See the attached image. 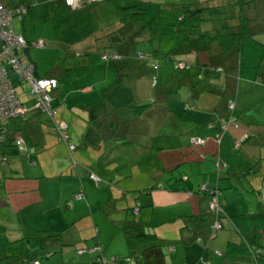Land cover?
Masks as SVG:
<instances>
[{
  "label": "crops",
  "instance_id": "1",
  "mask_svg": "<svg viewBox=\"0 0 264 264\" xmlns=\"http://www.w3.org/2000/svg\"><path fill=\"white\" fill-rule=\"evenodd\" d=\"M3 1L8 5H15L19 1L27 4L29 13L25 15L22 25L20 28L14 27L13 22V27L17 33L23 35L29 42L28 54L35 62L31 48L41 46L35 44L34 33L28 25L38 16V7L55 4L50 2L51 0ZM58 1L64 7H67L62 3V0ZM239 1L244 3L243 12L251 20L253 38H245L242 41L237 55L223 59L221 55H217L218 49L214 46L215 44L211 50L203 46L186 54L180 52L177 54L180 60L189 61L193 66L191 70L184 72V75L179 77L178 82L184 90L181 96L196 97V100L193 101L196 104L194 107L190 105L189 101L185 104L176 103L171 105L170 109H167L170 112L168 117L160 120L156 125H148V129H146L144 125L142 126L144 121H146V107L135 111V113L125 109L126 111L122 113L114 108L126 104H119L116 98L109 101L108 95H104L107 89H103L101 96L96 101H85L82 104L84 107L82 108L83 114L76 117L78 123L76 121L73 122L75 125L80 124L78 136L75 139L71 137V125L68 121L61 115L57 117V111L55 116L56 109L53 101V116L47 113L41 114L29 108L25 117L20 115L13 116L12 119L0 118V122H2L0 125L2 132L0 135V244L5 250L4 254L0 255V264H12L10 260H14L15 264H23V262L27 264L28 261L38 260L42 264L38 258L34 257L35 255H31V250L29 249L31 244L27 238L37 232L40 233L42 241L36 240V242L32 243L38 244L39 247H47L45 245L46 241L61 237L64 232L70 231L69 236L72 238L77 232L75 228L77 226L75 221L76 214L74 211L77 208L84 211V207L87 204L85 199L89 206L92 200L96 199L95 188L99 186L101 178L105 180L104 184L110 181L111 185L114 184V181L108 179L112 178L113 180L116 179L120 184L122 181H126L129 184V188L131 185V189H124V191H131L127 194V197L133 199L131 208L137 212L135 214H138V216H134L132 219L125 216L123 219L125 222L136 219L144 223L145 218L149 217L148 212L147 214L142 213L145 206L155 207L163 205L165 204V198H171L175 194L179 195L174 200L178 203L183 202L186 204V209L181 211L182 213L176 221V226L179 224L177 228L183 227V229H176L180 234L177 242L181 241L182 244H189L191 239L194 242L196 239L194 235L207 239L210 233V219L207 220L205 225L202 223L196 225L190 218L192 215L208 213V197L206 194L198 192L200 184L209 185V187L218 185L221 190L220 200L225 212H227V207L230 204H233L234 208L237 206L235 213L240 210L238 204L234 203V201H237V191L244 190L247 192V188H251L263 198V191L259 189H264V163L259 161L263 158L261 155L252 166L242 163L241 166L235 165L234 167L227 163L226 170L221 172H219V166L215 161L217 156L220 158L224 155L225 147L230 144V140L238 138V134L229 132L231 125H228V131L225 134L223 132L220 139L218 137L221 130L220 121L230 113L227 106L228 98L232 97L234 99L232 113L237 114V117L233 115V118L238 124L239 132L242 130V123L239 121L241 118L239 108L242 103L239 102L235 89L241 88L243 82L264 87V0ZM108 2L109 0H104L103 2L87 4L86 7L72 8L73 13H64L63 20L64 22L68 21L70 29L77 30L74 28L78 27L80 29L79 27H84L88 24V21H93L95 18L103 17L106 19V12L109 10L103 4ZM127 2V0H115L113 9L118 11L120 15L127 13L128 10L120 8L127 6ZM214 2L220 3V0ZM230 8L233 9V6ZM33 13L34 17L30 18ZM26 20L28 21L25 23ZM119 20V23L123 21L120 17ZM237 21L238 19H234L231 23H236ZM79 24L80 26H78ZM81 29L84 31L83 28ZM86 39V37L81 35L77 41L78 43H85ZM68 41L71 42L69 39ZM201 45H203L202 41L196 44L197 47H201ZM244 45H246L245 59L241 51ZM97 47L100 48L96 42ZM81 53L79 54L81 55ZM150 56L155 58L152 54ZM113 61L117 70H115V81L110 88L114 92L119 88L117 85L118 66L123 61ZM136 61L137 63L135 60L134 63L137 65L141 64V61L137 60V58ZM251 61L252 63L247 65L250 66V74L245 77L244 69L246 64ZM203 64H211L222 68V72H224L223 74L220 72L224 82L222 88L210 87L207 84L204 85L203 89H206L208 93H201L202 89L193 80L196 81L199 78V74L203 71ZM35 69L36 73L41 75L36 62ZM144 69H146V66L140 68L138 73L143 72ZM87 71L91 70L88 69ZM106 72L109 73L110 71L107 70ZM148 72L150 73L149 70ZM124 74L125 81L129 80L130 82L129 86L136 83L132 74ZM202 78L204 79L205 77L202 76ZM215 80L217 79L211 81L207 79L206 81L214 84ZM109 82V79L99 80L83 86L82 90L89 92L94 88L93 86L109 84ZM58 89L55 90L56 92L54 91V97ZM223 91H226L227 94L222 99L218 93L223 96ZM167 93L162 90L157 92L155 96L165 99L167 98ZM134 103L137 105L147 104L141 103L137 99L127 104ZM42 115H46V117H42ZM84 118H86L85 122ZM57 120H65L68 123V142H65L58 134L56 130ZM10 123L13 125L9 127ZM252 123L253 125L250 124L251 127H249L251 132L264 131V128H255L256 124L253 121ZM166 125L172 127V132L165 133ZM19 137L24 139L28 149H30L27 154L21 155L18 153L15 139ZM170 138H173V140L166 142V139ZM196 138H201V141L195 142ZM217 141H221V143L218 144ZM69 143L75 144L74 150L69 149ZM254 147H258V145ZM146 153L147 155H144ZM134 158H137V160L133 164ZM141 158H151V163L155 162L157 164H142L141 162L144 160H140ZM115 161L122 162L123 165L119 169H114L112 165ZM166 163L172 164V166L166 169ZM256 164L257 167H254ZM32 165H37L34 170ZM107 166L109 167L107 168ZM250 167H254V169L249 170ZM177 168H182L184 174L181 175V171L180 174L175 175L174 171ZM171 171L173 173L169 174ZM137 182L141 186L145 185L140 187L136 184ZM256 188L260 191H257ZM78 193H82L83 196L81 198L77 197ZM143 195L152 196V198H147L149 203L143 200ZM229 213L231 214L230 211ZM82 216L85 215H80V217ZM236 217L237 215L235 214H226L224 223L231 226L229 220L235 222L234 219ZM262 217L264 218V216ZM93 218L96 220L94 216ZM57 221L60 222L58 226L61 227L55 228L53 226H55L54 223ZM236 224L235 228L237 231H232L228 227L224 228L220 234L226 249L229 242L245 241L246 237L247 239L251 238L253 242H257L256 236L260 229L243 222ZM64 228H66V231L62 232ZM79 228L83 230L87 227L80 226ZM112 228L113 230H118L123 227L112 226ZM13 242H17L18 250L10 245ZM253 242L251 243L252 246L255 245ZM125 243L129 244L127 240H125ZM98 244L101 243L97 242L96 246H99ZM6 245H10L12 249L10 252L5 249ZM92 248L96 249V247ZM103 248L105 247L103 246ZM217 251L220 253L219 249ZM11 253L15 257H10L12 256ZM209 253L206 260L211 264H255L248 254V256L239 254L218 256L214 251ZM114 254L119 257L117 253ZM65 264L70 263L65 262Z\"/></svg>",
  "mask_w": 264,
  "mask_h": 264
},
{
  "label": "rangeland",
  "instance_id": "2",
  "mask_svg": "<svg viewBox=\"0 0 264 264\" xmlns=\"http://www.w3.org/2000/svg\"><path fill=\"white\" fill-rule=\"evenodd\" d=\"M1 1L4 3V5L10 8L16 6V4L8 5L3 0ZM133 1L134 3L138 4V7L128 9L127 13H123L122 15L113 9V4H103V6L109 10L106 12V19L103 17L95 18L93 21H88V24L84 27H79L80 29L75 27L74 29L77 30H73L69 28L68 21L64 22L63 20L64 13H73L72 8L66 5L64 0H62V3L67 7H64L61 3H59L58 0H51L50 2L55 5H42L38 7V16L28 25L32 29L31 31L34 33L35 37H33V39H35L36 42H43L41 47L31 48L32 55L35 62L37 63L39 73L44 76L49 75L58 78V92L57 94L55 93V97L54 92L52 93V101L56 109L55 116L57 111V117L61 115L65 120L68 121V123L71 125L70 134L73 139L78 136V129L80 125H75L73 122L76 121V117H79V115L83 114L82 108L84 107L82 104L85 101H96V99L101 96L103 89H107L104 95H108L109 101L116 98L119 104H127L132 102V100L137 99L141 103H147L145 104V107L147 108V114L145 115L146 121H144L142 124V126L144 125V128L146 129H148V125H156L160 120L168 117L170 112L167 109H170L171 105L176 103L185 104L189 101L192 107L196 106V104H194L195 102H193L196 100V97L193 98L194 96H191L192 98H188L190 97L188 95L181 96L184 90L178 80L180 76L184 75L186 70H179L175 68V64L172 60L162 61L158 69L154 70V72L153 68L149 65L146 66L144 61H141V64L137 65V61L135 60L136 63H134L133 66L130 65L125 71L129 69L127 72H132L134 70L137 72L140 71V68L146 66V69L139 73L137 77L132 75V77H134L133 80L136 81V83L129 86V80L125 81V78L123 77L119 88H117L114 92L110 88L115 81V70H117V68H115L116 66L114 65L113 59L105 60L102 58V54L112 53L114 50V47L111 46L109 41L110 36L115 34L114 32H111L112 30L118 28L121 23H127L128 26L124 28L127 30V32L131 31L132 35L137 32L139 33L138 36L134 38L135 41L133 45L136 51L151 52L154 49L159 50L160 56H164L167 55V53H171L177 46L178 39L176 33L174 32L173 23L183 12V4L203 0ZM225 1L228 2L230 0ZM132 11L140 12V19H132ZM28 13L29 8L27 12L23 14V17L15 18L14 27L17 26L20 28L25 15ZM33 17L34 13L30 18ZM119 17H122L124 22L119 23ZM153 19L156 20L155 23H153ZM27 21L28 20H26L25 23ZM227 21L229 22V19H227ZM145 22H151L150 24L153 23L152 31L154 33L150 32V25L145 26ZM78 26H80V24ZM81 28H83L84 31ZM79 34L80 36L82 35L83 37L87 38L85 43H78L77 39L80 38ZM111 38L116 39V37L113 36ZM68 39L71 40V42H69ZM126 39L128 38L126 37ZM96 42L100 48H96ZM245 50L246 45H244L241 49L244 59L246 58ZM80 52H82L81 55L79 54ZM247 52H249V50H247ZM250 63H252V61L248 62L244 69L245 77H248L250 74V66H247ZM192 68L193 66L189 70ZM88 69L91 71H87ZM107 70L110 72L107 73ZM154 73H157L158 77V86L156 87H153L151 83L152 75ZM223 73L224 72L221 74ZM221 74L216 73L214 77L211 78L210 76H206L204 73V79L200 77L197 78L196 81L193 80V82L198 84V87L202 89L201 93H208L206 89H203L205 87L204 85L208 84L210 87L213 86L222 88L224 82L222 81ZM108 79L110 80L109 84H99V86L97 84L96 86H93V89L95 90L92 89L89 92H84L82 90V87L89 83ZM207 79L208 81L214 79L217 80H215L214 84H210L206 81ZM254 81L256 82V80ZM178 88L180 89L178 90ZM162 90L168 92L166 94L167 98L165 99L155 96L157 92ZM93 91L95 92L90 93ZM235 92L239 102L242 103V106L239 108V111L241 112V118L239 121L242 123V130L238 132V124L236 121L228 122V125H231V130H229V132L232 134H238V138H233L232 141L230 140V144L225 147L226 150L224 155H222L220 158L218 156L216 157L217 160L215 161L217 162V165L219 160L220 166L224 167L222 171L226 170L227 163L229 165H233L234 167L235 165L241 166L242 163H247L252 166V164L255 163V160L260 158V155L263 158L259 161L264 163V131L256 133L251 132L249 128L251 127L250 124L253 125L252 121L256 124L255 128H264V87H261L258 84L256 86L253 83L248 84L243 82L241 88L237 90L235 89ZM222 93L223 96L220 93L218 94L220 98L223 99V97L225 98L227 92L223 91ZM28 94L29 93L27 92H23L20 94V96L25 97ZM229 115L230 114L228 113L226 117H229ZM234 115L237 117L236 113H234ZM42 117H46V115H42ZM10 119H12V117H10ZM84 119L85 122L86 118ZM58 121L60 120H57L56 122ZM76 122L78 123V121ZM1 124L2 122H0V125ZM12 125L10 123L9 127ZM227 131L228 129L220 132L218 134L219 139L221 134L223 132L225 134ZM169 132H172V127L166 125L165 133ZM169 140H173V138L166 139V142ZM217 142L218 144L221 143V141ZM257 145L258 147H254ZM144 155H147V153ZM147 158H141L140 160H144L141 163L157 164L155 162L151 163L152 159ZM136 160L137 158H134L133 164ZM257 164L254 167H257ZM122 165V162L115 161L112 167L114 169H119ZM36 166L37 165H32V169L34 170ZM165 166L166 169H168L169 166H172V164L166 163ZM108 167L109 166H107V168ZM254 167H250L249 170L254 169ZM181 171L182 168H177L174 171V174L178 175ZM171 173H173V171H171L169 174ZM181 173V175L184 174L183 171ZM253 174L255 175V173ZM108 179L114 181V184L111 185V181L104 184L105 180L101 178L98 184L99 186L95 188L96 199L92 200V206H89V203L85 199L87 204L86 207H84V211L79 208L74 211L76 214L75 221L77 222V226H75V228L77 232H75L76 234L72 238L69 236L70 231L64 232L66 231V228H64L62 231L64 234H62L61 237H56L52 241L48 240L46 241L47 243L44 242L46 243L45 245L47 247H39L38 244H32L36 242V240L42 241L40 238H38L40 233L37 232L35 235H30L27 238L28 242L31 244V246H29L31 255H35L34 257L38 258L42 264H65V262H69L70 264H99L96 262L99 255L103 254L105 256L104 259H108L114 253H117L119 258L117 262L110 261L109 264H133L134 260L140 261V256L137 257V255L133 253V249L140 251V248H138L139 245L136 242L129 243L128 245L126 243L124 244L126 240L125 230H113L112 228V226L123 227L125 222L123 219L125 216H128L130 219L134 218V216H138V214H135L137 212L133 211L131 208L133 199L127 197V194H129L131 191H124V189H131V185L129 188V184L126 181H122L120 184V182H117L116 179ZM136 184L140 187L145 185L143 184L141 186L138 182ZM259 189L263 191V198L260 197V194L258 195V192H255L251 188H247V192L244 190L237 191V201H234V203L238 204L240 210L235 213V208L237 206L234 208L233 204H230L229 207H227L231 214L237 215V217L234 219L235 222L229 220L231 226H228L224 223V227L217 230L218 232L215 237L209 235L207 236V239H205V237H198L194 235L196 239L194 242L191 241V239L189 244H182L181 241H179V243L177 242L180 234L178 231H176V229L181 228H177L179 224L176 226V221L178 217H180L182 213L181 211L186 209L185 203H178L174 200V198H177L179 195L175 194L172 195L171 198H165V204L163 205H157L155 207L145 206L142 213L147 214L148 212L149 217L145 218L146 220L144 223H146V225H156L155 231L157 235L160 238L165 239L167 242L175 245V249L171 253H168L167 247L165 246V257L163 264H196L203 255V252L206 248L207 254H210L209 252L214 251V253L218 256L225 255L227 250L224 240L220 237V234L224 228L228 227H230L232 231H237L235 228L237 226L236 223L241 222L244 224H251L256 229H260L258 230L256 236L257 243H253L257 245L259 242L260 244L264 245V218L262 217L264 216V189ZM257 191L260 190L257 189ZM148 197L152 198L150 195H143V200L146 201V203H149L147 199ZM220 202L222 204L221 200ZM67 209L72 210L71 208ZM228 210L227 212L224 211V213L231 215ZM80 215L85 216L80 217ZM93 216L96 220H94ZM122 221L124 222L121 223ZM58 223L60 222H55V226L53 227H61L58 226ZM80 226H85L87 228L81 230L79 228ZM97 242L101 243V245L105 247L104 250H100L98 248L93 252L89 251L92 247H96ZM10 245L14 249L18 250L17 242H13ZM10 245H6L5 248L9 252L12 250ZM164 245H167V243ZM218 249L220 250V253L219 251L216 252ZM4 252V247H2V244H0V255L4 254ZM258 252L261 253V250ZM11 255L12 256L10 257H15L13 253H11ZM246 256L248 255L246 254ZM249 257L252 260L254 259L251 255ZM253 261L255 264H264V256L259 257V260L254 259ZM10 262L15 264L14 260H10Z\"/></svg>",
  "mask_w": 264,
  "mask_h": 264
},
{
  "label": "trees",
  "instance_id": "3",
  "mask_svg": "<svg viewBox=\"0 0 264 264\" xmlns=\"http://www.w3.org/2000/svg\"><path fill=\"white\" fill-rule=\"evenodd\" d=\"M64 1L66 5L70 6L71 8L76 9V8L86 7L87 4H90V3L103 2L104 0H82L81 5H78V6H71L67 3L66 0ZM127 1H128L127 2L128 5L124 6V8L120 7L121 9L128 10L131 8L138 7V4L134 3L133 0H127ZM214 1L216 0H203V1L189 2V3L183 4L184 6L183 12L179 15V17L176 18V20L173 23L174 32L176 33L177 39H178L177 46L175 47V49H173L171 53H167V55H164V56H160L159 50H154V49L151 52L136 51L133 44L135 41L134 38L138 36L139 33L137 32L132 35L131 31L127 32V30L124 29L125 27L128 26L127 23H121V25H119L118 28H116L115 30H112L111 32L115 33L112 36L116 37V39H112L111 38L112 36H110L109 41L111 43V46L114 47V50L112 51V53H103L102 57L104 58V55H106L107 57L105 59L107 60L113 59V60H118V62L123 61L122 64L121 65L119 64L118 66V72H119L117 76L118 87L122 83V78L125 76L124 73H130L134 77H137L139 75L138 71L135 72V70L132 72H127L129 71V69L125 71L126 68H128L130 65L133 66L134 60H136V58L140 61H144L146 66L147 64L150 65L153 68V70L158 69L162 61L172 60L175 64V68L179 70H186L185 72H187L189 71L192 65L189 61L187 62V61L180 60V58L177 55L179 52L186 54V53L191 52V50L195 51L198 48H202L203 46L204 47L206 46L208 49L211 50L213 49V45L215 44L214 46H216L218 49L217 55H221L223 59H226L227 57H231L233 55H237L241 48L242 41L245 38H251V39L253 38V32H252L253 29L251 27V22H250L251 20L247 17L246 13L243 12L244 3L240 2L239 0H230L228 2L225 0H220V3H217ZM108 3L114 4V0H109ZM18 6L19 7L22 6L26 9V11L23 14L27 12L28 6L23 1H20L19 3L16 4V6L12 8H16ZM231 6H233V10L230 8ZM139 13L140 12L132 11V14H133L132 19H140ZM23 14H21L20 18L23 17ZM15 18H18V16H16ZM227 19H229V22L227 21ZM234 19H238V21L236 23H231L232 20ZM155 21L156 20L153 19V23H155ZM150 23L151 22H147V23L145 22V26L150 25L151 27L150 32L154 33L152 31L153 23L152 24ZM126 37L129 39V41L128 39H126ZM201 41L203 45H201V47H197L196 44ZM28 48H29V42L27 41V44L24 47L23 52L27 55L29 61L33 63L35 67V62L32 60V58L28 54ZM150 54L154 55L155 58L151 57ZM182 63L184 64L183 67L180 66V64ZM216 65H219V64H216ZM201 72L202 73L199 72L200 73L199 78L202 76L205 77V75L213 78L216 73L222 72V68L221 67L219 68V66L215 67V66H212L211 64H208V65H204L203 71ZM35 74L37 76H44V75H38L36 73V69H35ZM52 77L56 78L55 76H52ZM153 78H156L157 80L156 85H157L158 84L157 73H154L152 75V81H153ZM23 92L29 93L28 88L19 87V93L21 94ZM20 97L26 109V111L24 112L22 116L24 117L26 116V113L29 108L41 114L43 113L40 110L35 109L33 107L32 105L33 99L30 94H28L25 97L23 96H20ZM230 99H233V98L232 97L228 98V101ZM228 101H227V106H228ZM145 106L146 105L144 104H140V105L126 104V105L119 106L114 109L115 110L118 109L122 113L126 111L125 109H127V111L130 110L132 113H135V111L142 109ZM228 109L230 110V113H229L230 115L229 117H224L221 119L220 132L227 130L229 121H235L234 118L232 117L234 115L232 113L233 109H230L229 106H228ZM16 116H20V115H16ZM56 130L58 131L57 123H56ZM1 133L2 132L0 129V135ZM67 133H68V129H67ZM58 134L60 135L59 131H58ZM65 142H68V140ZM69 145H71V143H69ZM72 145H74V148L72 149L74 150L76 146L75 144H72ZM17 150L19 154L24 155V154H27L30 149H28L27 147V152L25 153H22L18 147H17ZM218 162H219L218 163L219 172H221L224 169V167L220 166L219 160ZM198 192L206 194L208 197V213L192 215L190 216V218L194 221V224L196 225H199V223H202L205 225L207 220L210 219L211 223H210L209 235L210 236L212 235V237H215L218 232L217 230L219 229H215L214 224L215 222H219L220 227L223 228L224 227V216L226 215L224 213L223 205L220 202L221 190L218 187V185H216L215 187H209V185L205 186V185L200 184ZM214 198H216L217 200V204L220 208L219 210H216V209L214 210L210 207V202ZM123 225L124 226L122 229L125 230V234H126L125 238L127 242L129 243L136 242L139 245L138 248H140V251L133 249V253L136 254L137 257L140 256V261L134 260L133 264H163L164 257H165V253H164L165 246L167 247L168 253L173 252L175 249V245L167 242L165 239H162L157 235L155 231L156 225L155 226L146 225L136 219L131 220V221H126ZM182 228L183 227H181V229ZM38 238L42 239V236L38 235ZM248 239L246 237L245 241L242 240L240 242H229L227 245L226 254L227 255L228 254H232V255L248 254L249 256L251 255L255 260L257 259L259 260V257L264 256V245L258 242L257 244L258 246L257 245L252 246L251 243L253 242V240L251 238H248ZM165 243H167V245H164ZM254 243H257V242H254ZM98 245H99L98 247L100 250H104L101 244H98ZM259 250H261V253L258 252ZM206 257H207V248L205 249L202 257L197 261L196 264H211L209 261L206 260ZM104 258L105 256L101 254L98 256L96 262H98L99 264H109L110 261L117 262L119 257L116 256L115 254H112L110 258L108 259H104ZM77 264H80V263H77Z\"/></svg>",
  "mask_w": 264,
  "mask_h": 264
},
{
  "label": "built area",
  "instance_id": "4",
  "mask_svg": "<svg viewBox=\"0 0 264 264\" xmlns=\"http://www.w3.org/2000/svg\"><path fill=\"white\" fill-rule=\"evenodd\" d=\"M66 1L71 6H78L82 3V0ZM25 11L26 9L22 6L10 8L0 1V118L4 119L16 115H23L26 111L20 97L19 87L28 88L29 94L33 99L32 105L35 109L51 116L54 114L52 93L58 87V79L52 76H37L35 74L34 64L29 61L27 55L23 52L27 41L23 35L15 32L13 29L15 17H20ZM35 44L42 46L43 42H36ZM106 57L107 56L104 55V58ZM180 66L183 67L184 64L182 63ZM156 83V78H153L152 85L155 86ZM228 106L230 109L234 108L233 99L228 101ZM57 128L61 138L67 141L69 137L67 133L68 123L64 120H60L57 123ZM200 141L201 138L195 139V142ZM16 145L22 153L27 152V147L23 138H16ZM69 148L72 150L74 145H69ZM82 196V193L77 194L79 198ZM210 207L214 210L220 209L216 198L210 202ZM214 228H221L219 222H215ZM98 248L99 247L96 246V249ZM93 250H95V248H91V251ZM27 264L40 263L38 260H31L28 261Z\"/></svg>",
  "mask_w": 264,
  "mask_h": 264
},
{
  "label": "clouds",
  "instance_id": "5",
  "mask_svg": "<svg viewBox=\"0 0 264 264\" xmlns=\"http://www.w3.org/2000/svg\"><path fill=\"white\" fill-rule=\"evenodd\" d=\"M152 86H154V85H152ZM58 88V87H57ZM53 97V96H52ZM53 99V98H52Z\"/></svg>",
  "mask_w": 264,
  "mask_h": 264
}]
</instances>
